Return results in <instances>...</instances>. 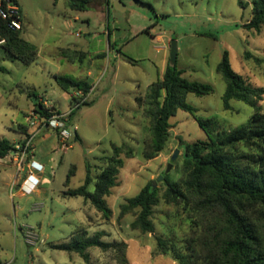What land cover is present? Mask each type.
<instances>
[{"label":"rangeland","instance_id":"rangeland-1","mask_svg":"<svg viewBox=\"0 0 264 264\" xmlns=\"http://www.w3.org/2000/svg\"><path fill=\"white\" fill-rule=\"evenodd\" d=\"M17 1L23 15L22 36L39 53L35 63L25 65L5 58L0 47V65L6 68L0 70V137L22 142L20 125H28L27 115L29 127L39 134L27 160L39 152L52 162L51 173L44 174L47 182L38 186L44 188L40 194L23 196L17 187L11 190L0 180V264H180L175 253L159 250L158 237L173 243L177 252L193 255L199 264L208 258L219 262L234 226L222 207L204 200L211 175L203 176L198 192L188 191L193 168L185 160V147L208 139L197 117L216 118L222 130H229L248 123L255 112L235 99L230 102L232 108L225 109L226 83L218 73L228 53L235 72L264 88V32L244 27L252 18L254 0H124L126 11L107 9L97 0L82 12L71 10L66 0ZM172 41L178 45L176 65L183 76L212 84L214 92L188 94L187 102L196 112L178 109L170 120L164 149L147 159L144 150L152 140L153 121L146 114V96L149 86L164 76ZM101 64L105 69H99ZM89 67L93 77L86 75ZM58 75L88 79L95 87L90 95L75 96L76 90L69 93L60 87ZM33 94L40 97L37 104L69 116L67 148L58 130L51 141L43 139L49 132L44 122L52 115L35 111ZM138 97L143 99L141 104ZM261 105L264 113V100ZM124 143L134 154L122 155L117 185L106 197L109 216L83 197L65 195L69 188L84 184L88 164L93 191L96 177L106 166L105 157L112 155L113 145ZM71 169L75 174L66 187ZM149 183L159 193L151 233L132 228L139 209L121 214V205ZM171 186L186 197L173 194ZM230 199L256 230L258 247L264 252V207L244 198ZM80 230L89 236L103 232L104 241L117 245L108 251L88 249L89 261L76 252L54 248L69 243Z\"/></svg>","mask_w":264,"mask_h":264},{"label":"trees","instance_id":"trees-1","mask_svg":"<svg viewBox=\"0 0 264 264\" xmlns=\"http://www.w3.org/2000/svg\"><path fill=\"white\" fill-rule=\"evenodd\" d=\"M95 1L97 0H66V5L73 11L82 12L87 11ZM104 1L109 7L113 6L109 0ZM244 27L248 30H263L264 32V0L253 1L252 18L244 24ZM1 38L5 40L0 45L5 51V58L19 60L25 65H31L37 61L38 48L23 38L22 31H15L4 25L1 29ZM0 70L6 71V68L0 66ZM218 73L226 83L223 96L225 109H231L230 102L235 99L246 102L255 112L248 123L229 130H222L216 118L197 117L200 127L208 134V139L186 144L185 160L193 168L189 175L190 183L186 182L188 191L192 194L198 192L203 176L211 175L212 179L206 183L207 191L204 200L209 204L222 207L234 226L233 236L224 242L223 254L218 256L219 262L210 261L208 258L202 264H264V252L258 247L259 237L256 230L244 215L233 207L230 199L244 198L264 207V113L261 105L264 100V88L253 86L243 76L235 72L230 64L228 53H225L219 64ZM56 81L64 91L69 93L72 90H80L84 95H87L92 89L91 83L85 79L58 75ZM213 92L212 84L191 81L183 76V71L177 65L171 66L169 63L163 78L149 86L146 96V114L151 117L153 127L151 128L152 140L146 144L144 150L145 158H154L164 149L172 128L170 120L178 109L181 108L191 113L196 112L194 107L187 102L188 94L207 95ZM32 96L40 99L38 95L33 94ZM72 98L75 97L72 96ZM142 100L141 97L137 98L140 104ZM37 105H40L42 109L35 108V111L42 116L50 117L54 114L42 103ZM37 105L35 104V106ZM58 113L60 114L59 111ZM20 128L23 133L27 134L25 126L20 125ZM241 145L254 148L257 152H247L240 147ZM13 150H15V143L6 137H0V158L8 156ZM124 153L127 157H132L134 150L127 143L113 145V153L111 156L105 157L106 166L96 177L93 191L90 189L92 177L88 164L84 184L75 189L69 188L65 191V195L83 197L90 201L97 210L109 216L111 210L107 205L106 197L117 185L118 174L124 164L122 157ZM74 174L71 169L66 180V187L69 186L70 178ZM170 191L177 196L186 197V194L180 192L175 186H171ZM158 194V189L154 187L153 183H149L139 194L128 198L121 205L122 215L135 209L140 210L138 218L132 223L133 229H141L149 233L154 231L151 215L154 205L158 202ZM104 236L103 232L89 236L86 230H80L72 235L69 243L56 245L54 248L76 252L85 261H89L88 249L98 247L103 251H108L117 245L104 241L102 239ZM157 240L159 250L164 253L172 251L180 264H199L193 255L177 252L176 246L168 240L161 237H158Z\"/></svg>","mask_w":264,"mask_h":264},{"label":"built area","instance_id":"built-area-1","mask_svg":"<svg viewBox=\"0 0 264 264\" xmlns=\"http://www.w3.org/2000/svg\"><path fill=\"white\" fill-rule=\"evenodd\" d=\"M6 25L15 31H22L24 29L22 10L15 0H0V45L5 42L1 38V29ZM80 106V103L77 104ZM69 116L66 114H54L44 122V127L48 129L58 130L62 135L63 148H67V139L71 133L67 129V121ZM37 133L27 137L24 142L15 144V150L11 151L9 155L15 157L16 166L19 172H27L28 176L25 182L34 180V171H40V168L35 166V162L28 163L27 156L33 151V140ZM34 156V155H33ZM16 184L13 185L14 190Z\"/></svg>","mask_w":264,"mask_h":264},{"label":"crops","instance_id":"crops-1","mask_svg":"<svg viewBox=\"0 0 264 264\" xmlns=\"http://www.w3.org/2000/svg\"><path fill=\"white\" fill-rule=\"evenodd\" d=\"M102 4L107 9L109 8V6L105 3L104 0H102ZM107 35H108V38L111 37L112 32L110 29L107 31ZM68 48H72V47H68ZM3 59H5V58H3ZM109 63H110V61L108 59L106 66H108ZM90 67L87 69L88 70L87 74H86L87 77H93V74H94L92 72V70H90ZM99 69L103 70V69H105V66H103L101 64L99 66ZM77 79H79V78H77ZM85 80L89 81L88 79H85ZM91 85H92V89H91L90 93L93 91V89L95 87V85L93 83H91ZM90 93L88 95H90ZM74 94H75V96H77L78 94H83V92L80 90H76ZM45 103H46V106H48L47 105L48 102L46 101ZM48 108H49V106H48ZM57 111H59V110H57ZM28 112H29V110L24 112V114H26ZM26 118L28 120V125H23V126L26 127L27 134L21 132L24 135V137L21 139L22 142H23V140H25L27 138L28 135H31L35 132L29 127L31 117L26 115ZM73 128H75V127H73ZM48 131H49L48 134H45L43 137V139L45 141H51L56 136L55 131L53 129H49ZM38 135L39 134L36 135V138ZM2 137H5V136H2ZM11 141H13L15 144L19 143V141H15V140H11ZM32 162H35V166L37 168H40L41 170L40 171H34V177H35L34 180H29V181L25 182V180L27 179L28 173L18 171V168L16 166L15 157L8 155L4 158H0V180L3 183H5L7 186H9L11 190H13L12 189L13 185L16 184L15 188L17 187V189L20 190V193L23 196L25 195V193H30V192H34V193L36 192V193L40 194L44 188H41V187L38 188V186H40V184H42L43 182H47L46 178L44 177V174H45V172H49V171L51 173V165L50 164L52 162V158L49 159L48 156H43V155L39 154V152H38L36 155L29 158L28 163L31 164ZM13 168H15V171L12 170ZM12 195H14L13 192H12Z\"/></svg>","mask_w":264,"mask_h":264},{"label":"water","instance_id":"water-1","mask_svg":"<svg viewBox=\"0 0 264 264\" xmlns=\"http://www.w3.org/2000/svg\"><path fill=\"white\" fill-rule=\"evenodd\" d=\"M109 1L116 10L126 11L128 9V7L124 3V0H109ZM177 57H178V45H177L176 41H172L171 49H170V62H169L171 66H176ZM37 101H38L37 98H34V104L37 105ZM36 109L41 110L42 107L40 105H37ZM73 131H75L74 128H73ZM177 155H178V150L173 155L172 160H175ZM170 168H171V164L168 167V171L170 170ZM160 178H162V177H160Z\"/></svg>","mask_w":264,"mask_h":264}]
</instances>
